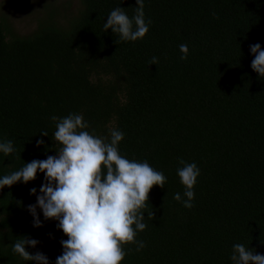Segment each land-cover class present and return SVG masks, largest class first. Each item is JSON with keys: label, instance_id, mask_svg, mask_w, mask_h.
<instances>
[{"label": "trees", "instance_id": "16d2710c", "mask_svg": "<svg viewBox=\"0 0 264 264\" xmlns=\"http://www.w3.org/2000/svg\"><path fill=\"white\" fill-rule=\"evenodd\" d=\"M37 6L27 33L0 15V141L15 148L0 152V176L56 155L51 117L81 114L96 136L122 131L119 153L167 177L143 209L147 226L135 239L145 246L123 244L120 264H232L235 243L264 254V77L251 68L249 48H264V0H144L152 22L136 41L103 27L118 6L132 17L136 0ZM180 159L200 169L191 208L173 198L184 193ZM42 182L38 172L0 190V264H35L13 251L21 236L38 239L26 248L50 264L62 253L58 222L37 208L44 222L34 227L27 208L36 201L29 189Z\"/></svg>", "mask_w": 264, "mask_h": 264}, {"label": "clouds", "instance_id": "9594fccd", "mask_svg": "<svg viewBox=\"0 0 264 264\" xmlns=\"http://www.w3.org/2000/svg\"><path fill=\"white\" fill-rule=\"evenodd\" d=\"M123 7L110 11L104 23V30L111 29L121 41L142 39L149 30L151 20H145L144 0H136L134 15L129 17ZM181 59H186L188 46H179ZM254 55L251 68L264 77V48L259 42L249 46ZM157 62L152 57L150 64ZM56 123L53 136L61 147L56 155L46 159H33L19 170L0 176V190L17 182L27 183L43 173L44 182L29 189L36 195L34 204L27 206L33 217V226L43 225L37 208L44 220L57 221L56 227L67 236L61 239L62 253L55 264H120L126 252L125 243H135L137 251L145 245L135 239L139 231L146 228L144 211L147 208L149 191L153 185L164 187L167 177L145 161L129 160L122 156L118 144L124 133L110 130V140L96 136L86 129L87 121L81 114L70 113L63 118L51 117ZM41 137L48 136L41 131ZM43 138L36 140L42 145ZM15 151L11 140L0 141V152L5 156ZM183 167H177V175L184 185L183 197L180 192L174 199L184 207L191 208L195 197L194 185L200 174L195 162L179 160ZM186 197V199H184ZM153 217V212L148 213ZM134 225V227H133ZM40 241L21 236L13 244V251L25 261L35 264H50L49 257L42 251L30 253L27 246L35 248ZM232 264H264V254L254 253L241 243L232 246Z\"/></svg>", "mask_w": 264, "mask_h": 264}, {"label": "rangeland", "instance_id": "374dc122", "mask_svg": "<svg viewBox=\"0 0 264 264\" xmlns=\"http://www.w3.org/2000/svg\"><path fill=\"white\" fill-rule=\"evenodd\" d=\"M40 0H0V15L17 32L27 33L33 27V11Z\"/></svg>", "mask_w": 264, "mask_h": 264}]
</instances>
